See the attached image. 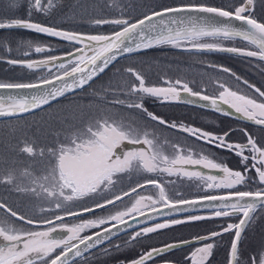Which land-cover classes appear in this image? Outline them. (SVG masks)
<instances>
[{"label":"snow or ice","instance_id":"obj_1","mask_svg":"<svg viewBox=\"0 0 264 264\" xmlns=\"http://www.w3.org/2000/svg\"><path fill=\"white\" fill-rule=\"evenodd\" d=\"M121 2H108V7L120 9L119 15L89 18L97 29L111 26L107 33H86L53 22L60 0H26V16L0 17V30L30 31L71 45L58 55L51 43L0 39L6 53L0 62L40 73L33 82H0V118L19 119L87 91L121 59L156 47L170 46L197 57L228 53L264 73V20L253 14L255 0L152 3L140 17L126 14ZM10 3L20 6L19 0ZM78 7L87 10L84 4ZM14 51L18 58H12ZM196 62L202 68L199 81L165 77L150 84L135 67L116 68L121 82L102 85L92 95L103 94L117 112L98 109L100 114L91 116L81 108L79 125L68 124L52 143H38L33 137L16 144L13 151L31 163L0 161L5 165L0 168V188L8 193L0 197V264H90V258L132 248L162 230L234 217L237 222L220 224L207 235L141 249L121 264H149L194 242L200 246L185 257L187 264H209L217 238L225 234L232 235L227 264H264V247L246 258L240 249L247 227L264 212V143L246 128L239 129L244 141H233L235 130H205L145 106L148 98L166 106H198L224 116L235 114L264 131V90L229 67L206 59ZM205 78L214 85L211 93ZM166 131L184 135L186 142L161 141ZM165 145H170V153ZM205 146L211 147L205 151ZM211 148L234 154L240 167H229ZM133 174L142 180L125 188L122 179ZM178 182L194 185L197 193L185 197ZM12 195L29 199L32 207L25 211L10 201ZM198 209L208 214L177 215ZM68 218L78 222L69 224ZM121 234L127 238L121 240Z\"/></svg>","mask_w":264,"mask_h":264},{"label":"rangeland","instance_id":"obj_2","mask_svg":"<svg viewBox=\"0 0 264 264\" xmlns=\"http://www.w3.org/2000/svg\"><path fill=\"white\" fill-rule=\"evenodd\" d=\"M109 0H72L71 4L65 8H59L55 12V21L57 23H63L65 26L72 19L71 25L66 28L82 31L86 33H95L97 31L110 32L111 26H103L102 28H95L89 23L91 16H103V17H115L120 14L119 8L108 7ZM180 0H122L121 8H123L126 14L132 17H140L147 9L145 5L152 3H178ZM187 2V0H185ZM210 4L219 5L225 2V0H202ZM84 4L86 11L81 10L78 5ZM19 7H12L10 0H0V17H22L27 13L26 0H19ZM258 19L264 20V0H255V9L253 13ZM14 35V36H13ZM13 36V37H11ZM7 39H6V38ZM0 39H6L13 42L31 40L35 43H45L46 36L37 34L25 30H12V31H0ZM15 48V43H13ZM16 54L19 52L15 51ZM0 55H6V53L0 49ZM200 59L211 60L217 64L224 65L231 68L238 75L249 80L250 83L255 84L257 87H261L264 90V73H261L259 68L255 64H249L242 58L234 56L228 53H213L206 57L192 56L187 52H183L178 49H173L170 46L156 47L149 49L141 54L134 56L131 59H126L116 65V68H123L127 66L135 67L138 71L146 77L148 83L159 84L162 82V78H181L186 80L196 79L200 80V73L202 71L201 66L196 62ZM116 68H112L103 74L91 89L87 91H80L76 95H69L66 98L60 99L58 102H54L51 107H45L44 110H39L33 114L23 116L19 119H6L0 121V161H16L19 166L27 165L31 161L26 156H20L13 148L21 140L35 137L38 143H52L55 134L63 132L68 124L80 123V109H84V112L91 116H97L100 113L98 109L110 111L115 113L118 109L109 108L103 99V94L100 98L92 95V93L100 89L103 85L108 87L110 84L115 86L121 82V77L115 75ZM55 71V70H53ZM40 73H32L27 69L9 66L0 62V82H30L35 81ZM208 91L211 93L215 90L214 85L207 81ZM198 90V89H197ZM79 106V107H78ZM145 106L150 111H154L165 118L172 119H186L198 117L194 110L182 108L178 105H161L160 103L146 99ZM121 115H125L121 113ZM250 123V122H249ZM251 132L255 134L260 143H264V131L259 128L252 127ZM167 133L164 132L162 138ZM179 139H176L177 141ZM182 144L184 141L179 140ZM5 165L0 162V168ZM135 175V174H134ZM129 176H125L121 183L128 182ZM137 180L129 182L124 185L125 188L129 184H135ZM2 189V188H0ZM13 197V198H12ZM11 201L16 198L15 195L11 196ZM126 203H130L125 198ZM89 203H91L89 201ZM33 202L24 198L21 208L27 211L32 207ZM124 205H120L123 207ZM38 211V210H37ZM110 211L115 209L110 208ZM97 214L107 215L106 212H98ZM238 218H232L229 222H237ZM181 232L173 234L172 231H166V237L168 239H178L183 237V231L186 227L181 226ZM232 235L228 236V244L217 249L215 253H218V259L214 260L210 264H227V253L230 247V241ZM264 247V212L258 213L257 218L247 227L246 232L243 234L240 249L243 257L246 258L249 254L255 253L258 249Z\"/></svg>","mask_w":264,"mask_h":264},{"label":"flooded vegetation","instance_id":"obj_3","mask_svg":"<svg viewBox=\"0 0 264 264\" xmlns=\"http://www.w3.org/2000/svg\"><path fill=\"white\" fill-rule=\"evenodd\" d=\"M71 1L72 0H60V7L59 8H65L66 9L71 4ZM22 14H24L22 17L26 16L25 13H22ZM34 18L45 19L44 17H35V16H34ZM69 21L70 22L68 24H66L67 26L71 25L72 19ZM53 22L57 23L55 21V18H54ZM57 24H60L61 26L65 27V28L67 27L63 23H57ZM0 31H7V30H0ZM13 36H11V37H13ZM45 43H51L53 45V47L57 49L56 53H54V54H58V55L62 54L66 49L71 48V45H68L65 42L58 41L54 38H49V37H46ZM19 55H20L19 53L16 54V52L14 51L12 53V58H18ZM32 58L38 59L40 57L39 56H33ZM3 63L7 65L6 62H3ZM9 66H11V65H9ZM15 67H19V66H15ZM19 68H21V67H19ZM177 105L183 106L182 108H185V109L194 110L198 117L186 118V119H172V118H167V119L175 120L178 122L182 121L184 123L191 124V125H194L197 127H201L205 130H210V131L217 132V133H222L223 131H228L229 129H232V130H235L230 137V139L233 141H241V142L244 141L245 138L243 137V135L239 131V129L246 128L251 134H253L251 132L252 127L259 128L258 126H255L249 122H245L244 120H241V119H239L233 115L232 116H224L220 113H215L209 109H202L198 106L183 105V104H177ZM166 133L167 134L164 136V139L167 138L171 142H175L176 139L182 140V141H184V143L186 142V137L184 135L177 134V133L171 132V131H166ZM253 135L258 139V137L255 134H253ZM164 139L161 137V141H163ZM258 142H259V139H258ZM187 143L191 144L192 141L189 139V140H187ZM127 147L130 148V147H132V145H127ZM210 147L211 146H205V151H208V149ZM165 151L168 153H170L172 151L170 145H165ZM211 151L218 154L220 156V158L228 164L229 167H231L233 169H238L240 167L239 159L234 154L220 150V149H215V148H211ZM127 179H128V182L122 183L123 186L129 182L134 181V180L141 181L142 177L138 174H135V175L133 174L132 176H129ZM173 179H175V178H173ZM176 187H177V189H179L180 191H182L184 193L185 197H191L197 193V189L194 187V185H191L188 182H183V183L178 182ZM149 191H151V189H149ZM6 196H8V193L3 188L0 189V197H6ZM12 198L10 197V201ZM23 199L24 198L18 199L16 197L13 199V201H16L19 205H21V204H23ZM97 213H96V215H101V214H97ZM197 214L198 215H207L208 213L207 212H201V213H197ZM84 218L87 219V218H91V217H90V215L85 214ZM66 222L69 224H72V223H77L78 220L75 218H68L66 220ZM227 222H229V221H227V220H205V221H198V222H194V223H190V224L175 226L171 229L162 230L159 233L152 234L149 238L143 240L140 243H137L132 248H127V249H124V250L119 251V252H113L108 256H99L98 258H95V259L90 258V264H121V261L125 260V258L135 257L141 251V249L146 250L149 247H159V246H162L163 244L172 243L174 241L188 240L191 238H195L197 236L207 235L210 233V231L217 230L220 224H224ZM181 226L186 227V230L183 231L184 234H183L182 238L172 239V240H168V238H165L166 237V231H172L173 234H176V233L181 232V228H180ZM93 231H96V229L89 230V232L86 234H91V232H93ZM228 236H229V234H225L222 238H217L218 247L214 250V254L210 258L209 264L211 262H213L214 260L218 259V255H217L218 253H215V252L217 251V249H222V247H224L225 245L228 244ZM126 238H127L126 235H124V234L120 235L121 240H124ZM199 246H200L199 242H194L191 245L170 250L169 252L163 254L162 256L155 257L154 261L149 262V264H157V263H161V262H165V261H173V262L178 263V264H187L185 257L188 256L191 251H193L196 247H199ZM77 264H82V262L77 261Z\"/></svg>","mask_w":264,"mask_h":264},{"label":"water","instance_id":"obj_4","mask_svg":"<svg viewBox=\"0 0 264 264\" xmlns=\"http://www.w3.org/2000/svg\"><path fill=\"white\" fill-rule=\"evenodd\" d=\"M124 60H126V59H121L120 60V62H122V61H124ZM119 62V63H120ZM118 63V64H119ZM31 82H33V81H31ZM54 103V102H53ZM36 111H38V110H36ZM229 111H232V110H230L229 109ZM30 114V113H29ZM24 115H27V114H24ZM233 116H236L235 114L233 115ZM237 117V116H236ZM3 119H10V118H0V120H3ZM245 122H248V121H245ZM190 198V197H189ZM201 212H207V210H205V209H198V210H196V211H194V212H190V213H180V214H177V215H179V216H184V215H189V214H195V213H201ZM158 219H162V218H158ZM132 224H133V227L135 228V227H137L138 226V222H131ZM129 231H131V229H129ZM122 235V234H121ZM194 238H191V239H188V240H193ZM173 250V249H172ZM157 264H164V262H161V263H157ZM175 264H178V263H175Z\"/></svg>","mask_w":264,"mask_h":264},{"label":"trees","instance_id":"obj_5","mask_svg":"<svg viewBox=\"0 0 264 264\" xmlns=\"http://www.w3.org/2000/svg\"><path fill=\"white\" fill-rule=\"evenodd\" d=\"M149 50V49H148ZM148 50H146V51H148ZM62 99V98H61ZM47 107V106H46ZM39 111V110H38ZM35 112H37V111H35ZM34 112V113H35ZM30 114H33V113H30ZM27 115H29V114H27ZM24 116H26V115H24ZM10 119H15V118H10ZM3 120H6V119H3ZM1 121V120H0ZM195 214H197V213H195ZM185 216V215H184ZM168 240H172V239H168Z\"/></svg>","mask_w":264,"mask_h":264}]
</instances>
